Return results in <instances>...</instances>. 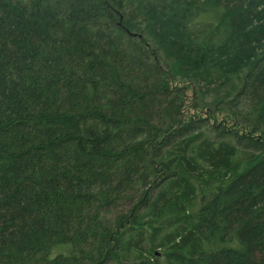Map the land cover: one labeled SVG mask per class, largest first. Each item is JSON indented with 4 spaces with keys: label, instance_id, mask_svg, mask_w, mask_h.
Wrapping results in <instances>:
<instances>
[{
    "label": "trees",
    "instance_id": "trees-1",
    "mask_svg": "<svg viewBox=\"0 0 264 264\" xmlns=\"http://www.w3.org/2000/svg\"><path fill=\"white\" fill-rule=\"evenodd\" d=\"M138 261L264 264V0H0V264Z\"/></svg>",
    "mask_w": 264,
    "mask_h": 264
},
{
    "label": "rangeland",
    "instance_id": "rangeland-1",
    "mask_svg": "<svg viewBox=\"0 0 264 264\" xmlns=\"http://www.w3.org/2000/svg\"><path fill=\"white\" fill-rule=\"evenodd\" d=\"M189 106V105H188ZM190 107V106H189ZM186 112H189V116H193L194 114H196L195 111H189V108L186 107ZM227 114L223 113V112H219L215 117H213V121H215L216 123L219 124H223L225 127H233V122L231 121V119L229 117L226 116ZM154 251L158 252V254H161L160 252H162L161 249H155ZM152 260V258H151ZM141 262V261H138ZM146 262V261H145ZM133 263H137V262H133ZM149 264V263H148ZM160 264H164L163 262Z\"/></svg>",
    "mask_w": 264,
    "mask_h": 264
},
{
    "label": "water",
    "instance_id": "water-1",
    "mask_svg": "<svg viewBox=\"0 0 264 264\" xmlns=\"http://www.w3.org/2000/svg\"><path fill=\"white\" fill-rule=\"evenodd\" d=\"M120 24H122V16L120 17ZM136 36V34H133ZM122 264H147L146 262L142 261V262H137V263H122Z\"/></svg>",
    "mask_w": 264,
    "mask_h": 264
}]
</instances>
